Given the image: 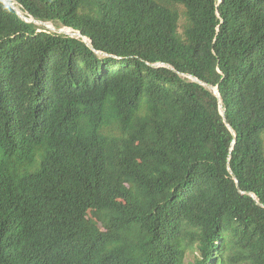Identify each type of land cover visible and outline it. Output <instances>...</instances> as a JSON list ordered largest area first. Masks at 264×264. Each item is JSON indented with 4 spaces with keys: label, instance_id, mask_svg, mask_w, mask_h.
<instances>
[{
    "label": "trees",
    "instance_id": "obj_1",
    "mask_svg": "<svg viewBox=\"0 0 264 264\" xmlns=\"http://www.w3.org/2000/svg\"><path fill=\"white\" fill-rule=\"evenodd\" d=\"M9 1L0 264H264V0Z\"/></svg>",
    "mask_w": 264,
    "mask_h": 264
},
{
    "label": "clouds",
    "instance_id": "obj_2",
    "mask_svg": "<svg viewBox=\"0 0 264 264\" xmlns=\"http://www.w3.org/2000/svg\"><path fill=\"white\" fill-rule=\"evenodd\" d=\"M222 0H218V2H221ZM10 3H14L15 4V2H12V1H9L8 0V2H6V4H9V5H11ZM12 6V5H11ZM15 6L16 7H18L16 4H15ZM13 7V6H12ZM20 8V7H19ZM23 11V10H22ZM23 14H25L28 18H33V19H35L34 17H32V16H28L27 14H26V12H24L23 11ZM21 17V16H20ZM23 18V17H22ZM25 19V18H24ZM26 20V19H25ZM36 20H38V19H36ZM27 21V20H26ZM39 21H42V20H39ZM28 22H32V21H28ZM44 22V21H43ZM34 23H37V24H41V25H44L46 28H48L49 30H51V31H54V32H58V33H64V34H68V35H70V36H73V37H76V36H80V37H83V40L86 42V40L88 39L86 36H82V33H81V31H78V30H74L73 28H71V27H67V26H62L63 28H66V29H69V30H63V28H58V27H56L53 23H51V22H44V23H39V22H34ZM50 24H53V26H51ZM85 37H86V40H85ZM89 40V39H88ZM87 40V41H88ZM90 42H91V40H89ZM88 41V42H89ZM87 43V42H86ZM88 44V43H87ZM89 45V44H88ZM99 51H97V53H98ZM100 53V52H99ZM166 65L167 67H171L170 65H168V64H164V63H157V65ZM189 77H191V79H192V75H189ZM193 80V79H192ZM195 81V80H194ZM201 81V80H200ZM207 84V83H206ZM208 85H210V84H208ZM206 86V85H205ZM213 86V85H212ZM208 87V86H207ZM215 87H217V86H215ZM209 88V87H208ZM211 90H213L212 88H210ZM214 91V90H213ZM215 93V92H214ZM219 97V96H218ZM220 108H221V106H220ZM222 113V112H221ZM226 115V114H225ZM224 116V115H223ZM225 117V116H224Z\"/></svg>",
    "mask_w": 264,
    "mask_h": 264
},
{
    "label": "water",
    "instance_id": "obj_3",
    "mask_svg": "<svg viewBox=\"0 0 264 264\" xmlns=\"http://www.w3.org/2000/svg\"><path fill=\"white\" fill-rule=\"evenodd\" d=\"M5 2H6V1H5ZM10 4L13 6V8L17 9V7L15 6L14 3H10ZM17 12H18V14H19L21 17L25 18L27 21L44 23L43 21H39V20H36V19H33V18H28L25 14H21L20 11H17ZM85 40H86V37H85ZM86 42H87L91 47H93L90 41L88 42V41L86 40ZM98 53H99V52H98ZM156 65H157V64H156ZM192 79L195 80V81H197V82H199V83H201V84H204V85L208 86L209 88H212V89L214 90L215 94H216L217 96L220 97V92H219L218 87H215V86H212V85H208V84H206V83H203L202 81L196 79L194 76H192ZM221 112H222V114L225 116V114H226V109H225V107H224L222 104H221ZM225 121L227 122L226 117H225ZM229 127L233 130V128H232V126H231L230 124H229ZM237 182H238V181H237ZM251 195H252L253 197H255V195H254L253 193H251Z\"/></svg>",
    "mask_w": 264,
    "mask_h": 264
},
{
    "label": "bare ground",
    "instance_id": "obj_4",
    "mask_svg": "<svg viewBox=\"0 0 264 264\" xmlns=\"http://www.w3.org/2000/svg\"><path fill=\"white\" fill-rule=\"evenodd\" d=\"M2 1H3V2H5V1L8 2V0H2ZM6 2H5V3H6ZM14 9H15V8H14ZM15 10H16V12H17V11H20V13L23 14V11L21 10V8L17 7V9H15ZM17 14H18V12H17ZM18 15H19V14H18ZM19 16H20V15H19ZM87 40H88V39H87ZM88 41H89V40H88Z\"/></svg>",
    "mask_w": 264,
    "mask_h": 264
},
{
    "label": "rangeland",
    "instance_id": "obj_5",
    "mask_svg": "<svg viewBox=\"0 0 264 264\" xmlns=\"http://www.w3.org/2000/svg\"><path fill=\"white\" fill-rule=\"evenodd\" d=\"M51 26H53V24H50ZM58 28H63V27H58ZM63 30H69V29H66V28H63ZM74 36V35H73Z\"/></svg>",
    "mask_w": 264,
    "mask_h": 264
}]
</instances>
